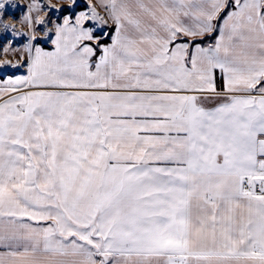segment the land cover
Here are the masks:
<instances>
[{"label":"snow or ice","instance_id":"1","mask_svg":"<svg viewBox=\"0 0 264 264\" xmlns=\"http://www.w3.org/2000/svg\"><path fill=\"white\" fill-rule=\"evenodd\" d=\"M19 7L0 264H264V0Z\"/></svg>","mask_w":264,"mask_h":264},{"label":"built area","instance_id":"2","mask_svg":"<svg viewBox=\"0 0 264 264\" xmlns=\"http://www.w3.org/2000/svg\"><path fill=\"white\" fill-rule=\"evenodd\" d=\"M10 2L19 5L20 3H22V0H10ZM62 2H66V0H63ZM19 9H21V8H18L17 10L13 11L11 8H9V9H8V14H9V15H13V14H15V13L18 14L17 11H18ZM5 23H6V24H13L14 21L9 19V20H6ZM16 27H17L18 29H20V25H19V24H16ZM20 30H23V29H20ZM2 43H3V41L0 40V44H2ZM17 59H18V57L15 56V55H12V54L5 55L2 51H0V64H2V63L5 62V61H12V62H15ZM21 71H23V70H21ZM5 74H6V73L4 72V70H3V69H0V76H3V75H5Z\"/></svg>","mask_w":264,"mask_h":264},{"label":"rangeland","instance_id":"3","mask_svg":"<svg viewBox=\"0 0 264 264\" xmlns=\"http://www.w3.org/2000/svg\"><path fill=\"white\" fill-rule=\"evenodd\" d=\"M63 1V0H62ZM26 5V0H22V3H20L19 4V8H21V9H19L18 11H17V13L18 14H13V16H15V17H19V15H20V12L23 10V7ZM18 24V23H17Z\"/></svg>","mask_w":264,"mask_h":264}]
</instances>
